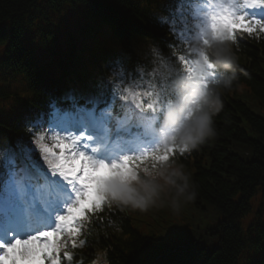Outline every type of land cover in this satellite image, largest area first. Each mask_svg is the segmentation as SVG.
<instances>
[{
    "label": "trees",
    "instance_id": "16d2710c",
    "mask_svg": "<svg viewBox=\"0 0 264 264\" xmlns=\"http://www.w3.org/2000/svg\"><path fill=\"white\" fill-rule=\"evenodd\" d=\"M163 3L0 0V141L27 135L25 117L40 114L64 70L82 63L79 51L104 65L113 50L103 43L108 34L120 39L124 56L147 59L135 49L149 42L176 59L181 51L171 50L180 38L151 17ZM55 16L64 17L62 30H54ZM238 41L232 43L235 78L220 91L223 106L213 117L215 136L190 153L170 156L189 175L193 198L181 199L176 211L165 197L130 218L105 204L92 215L85 254L103 264H264V203L242 225L252 199L259 193L264 199V35L238 34ZM79 80L88 82L86 76Z\"/></svg>",
    "mask_w": 264,
    "mask_h": 264
},
{
    "label": "snow or ice",
    "instance_id": "6c2138e0",
    "mask_svg": "<svg viewBox=\"0 0 264 264\" xmlns=\"http://www.w3.org/2000/svg\"><path fill=\"white\" fill-rule=\"evenodd\" d=\"M172 8L164 22L188 46V54L176 59L181 75L190 78L197 75L196 57L207 60L193 41L207 45L211 35L237 44L238 34L264 35V0H174ZM112 63L135 75V55ZM128 91L98 77L85 104L72 96L65 99L74 105L51 102L46 114L25 117L26 136L0 147V264H70L69 246L85 244L79 239L85 223L106 204L105 182L177 151L161 147L155 136L163 101L141 99L154 95L145 92L129 104ZM117 100L124 103L114 112Z\"/></svg>",
    "mask_w": 264,
    "mask_h": 264
},
{
    "label": "clouds",
    "instance_id": "9594fccd",
    "mask_svg": "<svg viewBox=\"0 0 264 264\" xmlns=\"http://www.w3.org/2000/svg\"><path fill=\"white\" fill-rule=\"evenodd\" d=\"M208 41L207 45L193 42V48L200 49L207 60L196 57L195 77L181 75L173 79L169 85L173 98L159 107L155 136L161 147L174 145L176 152L190 153L216 134L213 117L223 106L220 91L232 87L238 57L232 42L213 39L211 35ZM213 70L214 76L210 75ZM200 73L207 76V83ZM105 183L107 205L140 212L162 204L165 197H170V206L178 211L181 199L190 200L195 195L189 175L174 158L155 164L148 160L127 177L118 174Z\"/></svg>",
    "mask_w": 264,
    "mask_h": 264
},
{
    "label": "rangeland",
    "instance_id": "374dc122",
    "mask_svg": "<svg viewBox=\"0 0 264 264\" xmlns=\"http://www.w3.org/2000/svg\"><path fill=\"white\" fill-rule=\"evenodd\" d=\"M55 20H56V22L57 23H61V24H59L60 25V27H57V29H62L63 28V26L66 24V22H65V19H64V17H61V18H59V17H55ZM62 20V22H60ZM105 44H112V39H106V41H105ZM2 54H3V48L2 47H0V58H1V56H2ZM87 57V56H86ZM89 69H94L95 71H96V69L95 68H93V67H88L87 69H86V72L89 70ZM90 77H94V76H96V75H94V74H91V75H89ZM97 78H98V76H96ZM18 82H19V80H18ZM102 171H103V173L104 172H106V170H104V169H102ZM263 200V201H262ZM264 203V199H263V193H259L257 196H255L253 199H252V202H251V205H252V211L242 220V225L245 227L250 221H252L253 219H254V217H255V213L253 212L254 210H257V208H258V205L260 204V203ZM202 227H204V225H201Z\"/></svg>",
    "mask_w": 264,
    "mask_h": 264
},
{
    "label": "bare ground",
    "instance_id": "6f19581e",
    "mask_svg": "<svg viewBox=\"0 0 264 264\" xmlns=\"http://www.w3.org/2000/svg\"><path fill=\"white\" fill-rule=\"evenodd\" d=\"M37 81V80H36ZM38 82V81H37Z\"/></svg>",
    "mask_w": 264,
    "mask_h": 264
}]
</instances>
